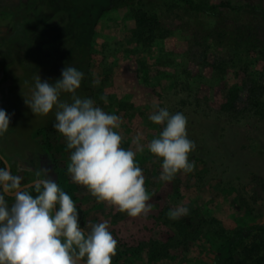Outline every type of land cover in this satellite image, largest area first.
Instances as JSON below:
<instances>
[{
	"label": "rangeland",
	"instance_id": "1",
	"mask_svg": "<svg viewBox=\"0 0 264 264\" xmlns=\"http://www.w3.org/2000/svg\"><path fill=\"white\" fill-rule=\"evenodd\" d=\"M193 1L249 3L264 9V0ZM145 6L155 15L160 35L143 32L142 41L134 6L112 9L100 17L91 39L88 86L96 106L120 117L117 131L123 137L122 147L135 151L133 139L137 133L143 135L144 151L137 153L136 160L152 204L148 216L129 217L74 184L67 172L71 150L61 135L38 131L30 136V124L53 126L55 109L47 117L34 115L27 105L17 111L22 124L7 134L11 136L7 149L26 153V160L34 159L30 153L36 152L42 165L53 158L55 181L61 190L64 181L73 183L67 194L84 212L86 229L108 223L118 241L112 264H209L213 250L235 226L264 220V108L255 111L245 97L253 81L264 85V59L227 42L231 35L218 42L211 24L176 4L149 0ZM245 12L227 14L226 20L238 25ZM254 19L260 22L258 16ZM257 27L263 36L264 25ZM230 90H236L237 96L229 107ZM77 95L82 98L79 90ZM61 100L71 102L70 95L62 94ZM120 103L123 110L118 109ZM159 108L183 113L188 138L196 145L189 156L194 171L178 174L171 182L160 179L162 160L147 149L162 131L149 119ZM179 205L189 214L170 219L168 213ZM252 244L261 255L264 234L250 235L242 245Z\"/></svg>",
	"mask_w": 264,
	"mask_h": 264
},
{
	"label": "clouds",
	"instance_id": "2",
	"mask_svg": "<svg viewBox=\"0 0 264 264\" xmlns=\"http://www.w3.org/2000/svg\"><path fill=\"white\" fill-rule=\"evenodd\" d=\"M84 73L66 66L55 83L34 76L31 98L25 104L36 116L47 117L55 109L53 128L70 152L67 172L74 184L86 188L98 201L132 218L147 217L152 210L145 177L136 156L144 151L143 135L133 139L136 150L122 147L117 131L121 119L105 112L91 98L77 95ZM69 94L71 102L61 100ZM162 126L148 144L149 153L162 160L160 179L173 181L195 168L189 156L196 149L188 138L186 116L159 108L149 117ZM10 117L0 109V138L9 131ZM32 189L22 177L0 168V264H112L118 241L106 221L85 232L73 199L50 176L37 172ZM6 197H12L11 205ZM189 210L179 205L168 217L177 220Z\"/></svg>",
	"mask_w": 264,
	"mask_h": 264
},
{
	"label": "trees",
	"instance_id": "3",
	"mask_svg": "<svg viewBox=\"0 0 264 264\" xmlns=\"http://www.w3.org/2000/svg\"><path fill=\"white\" fill-rule=\"evenodd\" d=\"M148 1L27 0L25 6L18 12L8 0H0V11L9 19V23L0 30V60L3 62L0 83L5 89L1 108L10 117L9 131L2 138L7 140L16 126L22 124L17 119L18 112L26 109L25 99L31 98L36 74L40 75L42 81L55 83L61 78V72L66 66H73L84 73L81 87L78 89L82 98H91L88 86L90 43L96 22L109 10L134 6L136 8L134 21L138 37L142 41L143 32L147 35L160 30L155 15L145 6ZM164 1L176 4L197 19L211 24L214 27V37L219 39L218 42L226 38V35L228 37L231 35L232 38L227 42L247 52L254 51L264 59V35L259 34L257 27L259 23L264 25V9L252 7L249 3L230 4L228 1L217 3L193 0ZM28 10L35 14V22L34 20L29 22L25 16ZM244 10L247 12L243 17H239L238 25H234L233 20H226L227 14H242ZM255 16H258L259 23L255 21ZM149 41L148 38L144 42ZM16 88H19V91L15 94ZM14 94L17 100L11 101ZM236 96V90L228 91L226 106L230 107V102ZM245 97L251 108L262 111L264 85L253 81L246 90ZM118 105L119 110L125 108L121 103ZM42 130L57 132L53 126L42 123L30 124L27 132L30 134ZM9 133L10 135H7ZM253 234H264V220L249 226H235L229 236L213 250L209 264H264V244L261 255H257L260 250L258 246L252 244L246 248L242 245L244 240Z\"/></svg>",
	"mask_w": 264,
	"mask_h": 264
},
{
	"label": "flooded vegetation",
	"instance_id": "4",
	"mask_svg": "<svg viewBox=\"0 0 264 264\" xmlns=\"http://www.w3.org/2000/svg\"><path fill=\"white\" fill-rule=\"evenodd\" d=\"M8 2L15 8L16 11L19 12V9L24 7L25 4L27 3V0H8ZM0 6H1V3H0ZM25 16L27 17L29 22H31V20H34V22H35V20H36L35 19L36 16L32 10L26 11ZM0 18L2 20V22L0 24V30H2V28L5 27V24L9 23L8 22L9 19H8V16L3 14L1 11H0ZM50 24H51V22H50ZM52 30H54V29H52ZM90 45H91V43H90ZM2 71H3V62L0 60V76L2 75ZM2 85L3 84L0 83V109H2L1 108V103H2L1 100L3 101L4 93H5V89L2 88ZM17 91H19V88H16L15 94L17 93ZM15 94L13 95V97H11V101H15V99L17 100ZM36 132H38V131L31 132L30 136L33 137V134ZM42 132L47 133V134H58V135H60L58 132H49V131H43V130H42ZM7 142H8V139L6 140L4 138H0V156L8 164V168L12 172L13 175H19L22 177L23 186L30 184V183H33V181L36 179L35 174L37 172H40L42 174L41 178H44V176L46 174L47 176H50L53 180H55V176L53 173V165H54L53 164V158H51V160H48V163L42 165V163H40V161H38L36 159V152H33V153H30V155L31 156L33 155L34 159L26 160L25 159L26 153H23L22 155L18 154V152H17V154L10 153V150L7 149ZM33 145L35 146V151H36V143H33ZM31 158H33V157H31ZM23 164H27V165L23 167L22 166ZM0 168L4 169V165H3L1 160H0ZM64 182H65L64 183L65 186L62 190L65 191L66 193L71 192L73 190V186H72L73 183L71 182V180L64 181ZM26 188L31 190L32 185H30ZM6 200L9 203V205H11V203L13 202L12 197H6ZM78 212H79V223H80L81 228H84L85 232H89L85 226L84 212L83 213L80 211H78Z\"/></svg>",
	"mask_w": 264,
	"mask_h": 264
},
{
	"label": "water",
	"instance_id": "5",
	"mask_svg": "<svg viewBox=\"0 0 264 264\" xmlns=\"http://www.w3.org/2000/svg\"><path fill=\"white\" fill-rule=\"evenodd\" d=\"M0 160L2 161L3 165H4V169H7L9 170L8 168V164L4 161V159L0 156ZM33 183H30V184H27V185H24V187H28L30 185H32Z\"/></svg>",
	"mask_w": 264,
	"mask_h": 264
}]
</instances>
